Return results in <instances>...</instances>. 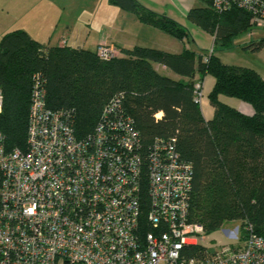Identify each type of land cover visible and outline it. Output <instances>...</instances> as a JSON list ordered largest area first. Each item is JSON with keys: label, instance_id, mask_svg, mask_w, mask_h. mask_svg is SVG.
<instances>
[{"label": "built area", "instance_id": "built-area-1", "mask_svg": "<svg viewBox=\"0 0 264 264\" xmlns=\"http://www.w3.org/2000/svg\"><path fill=\"white\" fill-rule=\"evenodd\" d=\"M212 5L217 12L235 5L252 28L264 26V0ZM96 54L109 59L120 50L102 43ZM32 81L25 149H6L0 132V264H264V238L248 222L224 230L236 247L185 254L205 234L188 219L191 167L174 137L143 150L121 94L78 137L68 110L47 107L42 75ZM194 88L199 102L200 82Z\"/></svg>", "mask_w": 264, "mask_h": 264}, {"label": "trees", "instance_id": "trees-1", "mask_svg": "<svg viewBox=\"0 0 264 264\" xmlns=\"http://www.w3.org/2000/svg\"><path fill=\"white\" fill-rule=\"evenodd\" d=\"M198 1L204 6L190 8L187 19L210 33L214 45L228 47L232 38L252 28L244 9L232 5L217 12L213 0ZM108 2L179 40L187 36L183 26L138 0ZM263 44L261 39L249 46L258 50ZM212 52L169 53L135 45L101 59L96 49L45 47L24 30L8 31L0 38V132L5 147H26L36 72L44 78L47 107L68 110L78 137L91 132L103 105L121 94V107L132 119L143 150L147 152L157 138L174 137L180 158L190 165L189 221L200 224L205 234L226 222H248L264 238V79L255 69L226 64ZM153 63L182 78L160 74ZM205 75L214 79L207 95L214 110L209 120L202 116L194 88ZM220 96L250 104L253 113H241L220 101ZM158 112L161 116L156 119ZM143 201L145 212V195ZM204 250L194 245L184 252L198 255Z\"/></svg>", "mask_w": 264, "mask_h": 264}, {"label": "rangeland", "instance_id": "rangeland-1", "mask_svg": "<svg viewBox=\"0 0 264 264\" xmlns=\"http://www.w3.org/2000/svg\"><path fill=\"white\" fill-rule=\"evenodd\" d=\"M62 5L64 6H56L54 0H0V38L5 32L21 29L32 33L42 42L47 39L54 43L59 40L63 26L67 22L73 38L78 36L81 43L86 39L91 44L102 33L109 31L111 23L119 24L122 20L117 6L110 4L108 0H66V6ZM199 6L204 4L199 1ZM178 24L187 32L183 40L161 30L172 44V46L166 44V47H170V50L167 48L169 53H174L171 51L183 53L188 50L197 55L209 54L213 51V55L226 64L245 66L264 72V44L258 50H252L249 46L250 43L264 39V26H255L232 38L228 47H219L214 45L210 33L189 19L184 25ZM236 225H240V222H226L220 228L204 234L203 240L199 243L211 250L218 248V243L236 247L240 241L229 238L224 232Z\"/></svg>", "mask_w": 264, "mask_h": 264}, {"label": "crops", "instance_id": "crops-1", "mask_svg": "<svg viewBox=\"0 0 264 264\" xmlns=\"http://www.w3.org/2000/svg\"><path fill=\"white\" fill-rule=\"evenodd\" d=\"M55 5L60 7L66 6V0H54ZM143 6L146 8L160 14L167 16L174 21L184 25L187 21V12L192 7H198L199 1L198 0H138ZM120 12L119 15L122 18L119 24L113 22L110 24L109 31L107 33H102L94 43L92 42L89 44L86 39L84 42L81 43V40L78 36L72 37V31H69L70 25L66 22L63 26L62 35L59 37V40L56 42H50L49 40L45 39V41H41L32 33H29L25 30L28 35L38 41L41 45L48 47L53 45H68L70 47H79V48H87L89 50L94 51L99 44L106 43V44H113L119 50L120 49H129L135 45L144 46L155 48L163 51H168L172 46L171 42H169L166 34H164L161 30L157 27H154L149 24L142 23L139 21L133 13L126 12L119 7H117ZM6 33V32H5ZM4 33V34H5ZM70 34V35H67ZM69 36V37H66ZM71 43V44H69ZM168 48V49H167ZM170 50V49H169ZM177 52V51H171ZM223 62V61H222ZM154 69L159 72L160 74L167 75L173 79H180L182 77L174 74L165 66L153 63ZM260 76L264 79V72H260L259 70L255 69ZM195 80H198V75H195ZM201 84V89L204 91L202 92V97L198 102L200 105V110L202 116L205 120H209L213 116V107L210 105L207 95L213 87L214 79L210 75H205L201 80H199ZM220 101L223 103L236 108L243 114L251 115L253 113V109L250 104L235 99L231 97L220 96Z\"/></svg>", "mask_w": 264, "mask_h": 264}]
</instances>
